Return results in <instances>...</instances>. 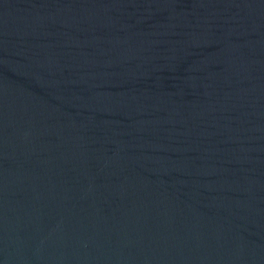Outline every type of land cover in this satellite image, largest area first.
Segmentation results:
<instances>
[{
    "label": "water",
    "instance_id": "water-1",
    "mask_svg": "<svg viewBox=\"0 0 264 264\" xmlns=\"http://www.w3.org/2000/svg\"><path fill=\"white\" fill-rule=\"evenodd\" d=\"M0 264H264V0H0Z\"/></svg>",
    "mask_w": 264,
    "mask_h": 264
}]
</instances>
